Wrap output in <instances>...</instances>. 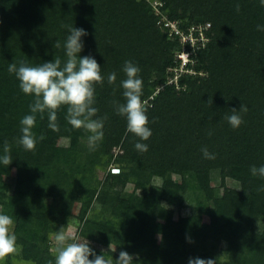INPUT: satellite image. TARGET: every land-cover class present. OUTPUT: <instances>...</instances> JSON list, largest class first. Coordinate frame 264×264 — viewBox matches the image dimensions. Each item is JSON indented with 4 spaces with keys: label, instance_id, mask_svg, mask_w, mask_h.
<instances>
[{
    "label": "trees",
    "instance_id": "trees-1",
    "mask_svg": "<svg viewBox=\"0 0 264 264\" xmlns=\"http://www.w3.org/2000/svg\"><path fill=\"white\" fill-rule=\"evenodd\" d=\"M161 1L177 84L151 0H0L2 264H264V0Z\"/></svg>",
    "mask_w": 264,
    "mask_h": 264
},
{
    "label": "built area",
    "instance_id": "built-area-1",
    "mask_svg": "<svg viewBox=\"0 0 264 264\" xmlns=\"http://www.w3.org/2000/svg\"><path fill=\"white\" fill-rule=\"evenodd\" d=\"M151 3L155 14L159 17V27L167 33L169 37H178L181 40L182 49L177 54L179 65L173 69L174 75L169 80V83L177 84L181 73L189 71L187 66L191 61H193L192 54L197 50L198 44H204V42L209 39L207 36L208 26L193 25L190 26L188 30H185L182 28L179 20H175L164 15V11L162 9L164 4L161 1L155 0ZM112 171L118 172L119 169L113 166Z\"/></svg>",
    "mask_w": 264,
    "mask_h": 264
},
{
    "label": "rangeland",
    "instance_id": "rangeland-1",
    "mask_svg": "<svg viewBox=\"0 0 264 264\" xmlns=\"http://www.w3.org/2000/svg\"><path fill=\"white\" fill-rule=\"evenodd\" d=\"M155 0H151V2H153ZM157 1H161V0H157ZM162 2V1H161ZM164 4V2H162ZM164 11V15H166L167 17L169 16V13L163 9ZM90 115V113H89ZM66 141L60 138H55L53 139V145H63L65 144ZM110 171H112V167H110L109 169ZM113 172V171H112ZM15 174H16V170L13 167H0V180H8L10 182H13L15 180ZM106 176V172L104 170H101L98 174V177L101 180H104ZM214 178H215V183L218 184L220 183L221 179H220V175L219 173H215L214 174ZM227 185L230 187H235L237 185V183L235 182V180H233L231 177L227 178ZM77 187L79 188V190H81L83 188V184L81 182H79L77 184ZM128 190H132L133 189V185H129L127 187ZM177 204H175L174 206V213H173V217L177 218L178 217V213H179V209H180V204H178V202H176ZM189 210L188 209H182V215H186L188 214ZM134 213H131V216H133ZM207 221V218H206ZM77 220H74L72 222V224L67 228L65 235L62 237L61 240H64L65 242L68 240L66 237L70 236V237H75L76 238V242H85L79 235H78V224H77ZM146 227L147 228H151L152 227V222L151 221H147L146 222ZM157 225H163L161 222H157ZM148 238L150 241L156 242L159 237L158 235L154 234V233H150L148 235ZM58 243V242H56ZM55 249V248H54ZM7 249H1L0 251V264H2L4 261L7 260ZM12 262L14 264H26V262L23 260V258L21 257L20 253H15L14 257L12 258Z\"/></svg>",
    "mask_w": 264,
    "mask_h": 264
}]
</instances>
